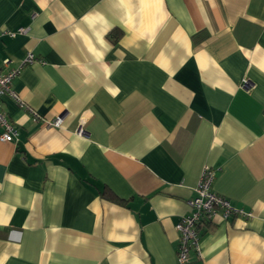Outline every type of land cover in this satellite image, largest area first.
Returning a JSON list of instances; mask_svg holds the SVG:
<instances>
[{"label": "crops", "instance_id": "0c3cea01", "mask_svg": "<svg viewBox=\"0 0 264 264\" xmlns=\"http://www.w3.org/2000/svg\"><path fill=\"white\" fill-rule=\"evenodd\" d=\"M19 27L0 38L22 102L0 96V264H180L206 165L249 214L202 224L189 264H264V0H0Z\"/></svg>", "mask_w": 264, "mask_h": 264}, {"label": "built area", "instance_id": "2783aa9c", "mask_svg": "<svg viewBox=\"0 0 264 264\" xmlns=\"http://www.w3.org/2000/svg\"><path fill=\"white\" fill-rule=\"evenodd\" d=\"M27 27H19L15 30H0V38L3 35L13 36L16 33H25ZM32 52H28L21 64L32 63L38 61ZM40 61V60H39ZM19 67L11 68L6 72L0 71V96L9 95L16 101H20L17 93L12 89V80L18 73ZM243 86L247 87V80L243 81ZM33 120L42 122L47 125L59 127L62 122L60 116L54 119H47L41 115L34 113ZM82 132V128L78 129V133ZM15 130L12 122L8 118L5 111L0 108V140L13 141ZM214 178V170L209 166H204L199 180L194 188L195 195L188 200L190 211L183 215L175 224V228L179 233L178 243V260L180 264H189L190 250L200 253L199 237L200 226L208 221H213L216 216L226 219L233 215H248L249 213L241 208L233 206L227 197L219 195L211 189Z\"/></svg>", "mask_w": 264, "mask_h": 264}, {"label": "trees", "instance_id": "16d2710c", "mask_svg": "<svg viewBox=\"0 0 264 264\" xmlns=\"http://www.w3.org/2000/svg\"><path fill=\"white\" fill-rule=\"evenodd\" d=\"M104 194H107L106 192H104ZM108 197H111L112 198V196L111 195H109Z\"/></svg>", "mask_w": 264, "mask_h": 264}]
</instances>
